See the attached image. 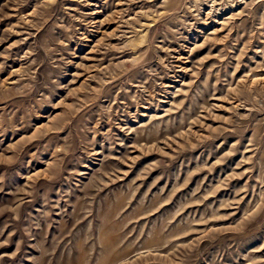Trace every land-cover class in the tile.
<instances>
[{"label":"rangeland","instance_id":"1","mask_svg":"<svg viewBox=\"0 0 264 264\" xmlns=\"http://www.w3.org/2000/svg\"><path fill=\"white\" fill-rule=\"evenodd\" d=\"M0 264H264V0H0Z\"/></svg>","mask_w":264,"mask_h":264}]
</instances>
